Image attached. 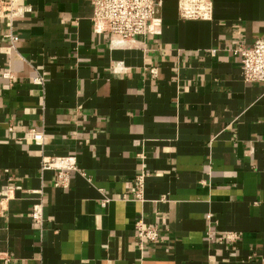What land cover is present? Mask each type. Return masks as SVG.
I'll return each instance as SVG.
<instances>
[{
  "label": "crops",
  "instance_id": "crops-1",
  "mask_svg": "<svg viewBox=\"0 0 264 264\" xmlns=\"http://www.w3.org/2000/svg\"><path fill=\"white\" fill-rule=\"evenodd\" d=\"M177 1L159 34L114 47L90 0H22L11 25L0 0V191L20 187L0 197V264H264V83L237 50L264 36V0H213L211 20ZM69 155L56 187L42 157ZM142 173L143 201L124 199ZM138 219L161 241L141 243Z\"/></svg>",
  "mask_w": 264,
  "mask_h": 264
},
{
  "label": "built area",
  "instance_id": "built-area-1",
  "mask_svg": "<svg viewBox=\"0 0 264 264\" xmlns=\"http://www.w3.org/2000/svg\"><path fill=\"white\" fill-rule=\"evenodd\" d=\"M22 0H8L4 5L7 13V23L11 25L13 19L22 17L25 12L30 11V7L21 4ZM93 7L92 28L94 33H108L110 44L114 47L126 45L128 41L136 36L146 34H159L162 19L160 8L162 0H90ZM213 0H178L177 10L181 19L211 20L213 14ZM13 39L12 35H8ZM240 68L243 81L264 83V36L258 37L250 46L239 45ZM123 67L122 62H117L115 70ZM149 73L155 77L157 69L148 68ZM4 77H10L9 73H3ZM41 84V77L34 79ZM26 136L37 145H41L44 136L41 131L28 130ZM55 169L56 179L54 186L67 187L70 179V172L78 171L76 158L74 156H53L42 157L41 170ZM145 174H138L134 177V184L130 189V196L124 195V199L132 201H143V188ZM19 186L5 185L0 191L1 200L11 197L14 190ZM110 201L103 197L102 205ZM1 203V202H0ZM30 216L35 223L42 222V203H35L30 211ZM208 217V216H207ZM134 230L137 239L157 243L161 241V236L155 225L145 224L142 219L134 223ZM233 241L238 238V233L224 232L221 238ZM4 264H9L10 258L7 254L1 255Z\"/></svg>",
  "mask_w": 264,
  "mask_h": 264
}]
</instances>
